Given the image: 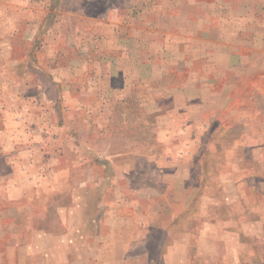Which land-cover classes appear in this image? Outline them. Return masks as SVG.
Returning <instances> with one entry per match:
<instances>
[{"label": "rangeland", "instance_id": "rangeland-1", "mask_svg": "<svg viewBox=\"0 0 264 264\" xmlns=\"http://www.w3.org/2000/svg\"><path fill=\"white\" fill-rule=\"evenodd\" d=\"M0 264H264V0H0Z\"/></svg>", "mask_w": 264, "mask_h": 264}]
</instances>
